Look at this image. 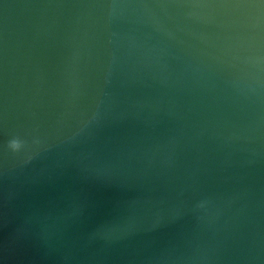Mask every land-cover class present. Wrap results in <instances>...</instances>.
Listing matches in <instances>:
<instances>
[{"label":"water","instance_id":"1","mask_svg":"<svg viewBox=\"0 0 264 264\" xmlns=\"http://www.w3.org/2000/svg\"><path fill=\"white\" fill-rule=\"evenodd\" d=\"M0 264H264V0H0Z\"/></svg>","mask_w":264,"mask_h":264},{"label":"clouds","instance_id":"2","mask_svg":"<svg viewBox=\"0 0 264 264\" xmlns=\"http://www.w3.org/2000/svg\"><path fill=\"white\" fill-rule=\"evenodd\" d=\"M23 146H24V141L18 137L10 140L8 144V147L14 152H19L23 148Z\"/></svg>","mask_w":264,"mask_h":264}]
</instances>
